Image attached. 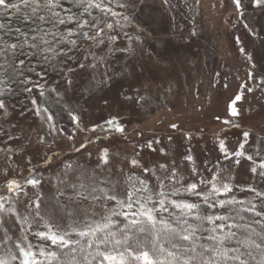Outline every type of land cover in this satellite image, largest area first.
<instances>
[{
  "label": "snow or ice",
  "instance_id": "6c2138e0",
  "mask_svg": "<svg viewBox=\"0 0 264 264\" xmlns=\"http://www.w3.org/2000/svg\"><path fill=\"white\" fill-rule=\"evenodd\" d=\"M233 2L241 7V0ZM255 3L264 5V0ZM145 7V0H0V110L7 115L8 97L21 88L26 93L35 89L40 97L46 91L56 92L45 88L50 71L59 72L67 86H74V78L89 70L111 78L109 58L117 52L131 55L130 44L143 43L128 29L142 31L137 21ZM122 38L128 46H121ZM241 100L238 94L231 101V116L239 115L236 103ZM31 103L35 114L53 120L47 107L41 108L36 99ZM73 120L79 124L78 117ZM106 124L109 132H125L115 118ZM49 126L56 131L54 123ZM243 136L240 150L230 151L224 139L219 149L224 160L244 157L251 162L258 183L239 189L251 199L233 194L230 170L222 175L224 170L213 166L205 169L210 175L204 176L193 167L196 178L185 183L175 165L142 167L137 159L130 163L142 168L144 175L121 169L118 179L108 176L88 185L80 175L78 182L70 183L75 169L66 164L57 179L67 187L58 189L53 207H42V193L30 197L25 188H37L42 177L7 180L0 186V264H264V140L255 153L248 154L245 145L250 133ZM12 151L0 148L6 154ZM184 158L194 162L191 149ZM100 162L110 164L108 149ZM83 201L91 207H83ZM10 219L28 230L33 224L42 227L32 232L42 243L33 245L26 233L13 238L4 227ZM59 220L67 223L59 227L54 223ZM136 232L148 238L129 243V233L134 237ZM44 242L59 251L49 250Z\"/></svg>",
  "mask_w": 264,
  "mask_h": 264
},
{
  "label": "rangeland",
  "instance_id": "374dc122",
  "mask_svg": "<svg viewBox=\"0 0 264 264\" xmlns=\"http://www.w3.org/2000/svg\"><path fill=\"white\" fill-rule=\"evenodd\" d=\"M145 2L137 21L142 31L128 29L143 43L132 42L131 55L117 52L109 58L111 78L89 70L74 78V86L47 80L45 88L56 92L29 95L26 110L16 113L6 102L7 115L2 110L0 114L4 135L0 148L13 151L0 152V186L13 178L42 177L37 188H25L30 197L42 193V207H53L58 189L67 187L57 179L66 164L75 169L70 183L78 182L80 175L88 185L108 176L118 179L121 169L144 175L142 168L130 163L137 159L142 167L175 165L185 183L196 178L193 167L204 176L210 175L205 169L213 166L223 169L222 175L230 170L233 194L238 199L252 198L239 190L258 183L251 162L244 157L224 160L219 141L224 139L230 151L240 150L243 133L249 132L245 148L253 154L264 140V5L257 6L255 0H241L240 8L233 0ZM120 44L129 42L122 38ZM238 94L242 95L236 103L239 115L233 117L230 104ZM32 99L49 109L51 122L42 118L43 113L35 114ZM58 107L66 121H61ZM114 118L124 133L107 131L106 121ZM104 149L109 151L108 166L100 162ZM189 149L194 162L184 158ZM82 206L91 207L88 201ZM54 223L63 227L67 221ZM4 227L13 238L26 233L33 245L42 243L32 235L43 230L36 224L28 230L10 219ZM44 243L49 248L50 242Z\"/></svg>",
  "mask_w": 264,
  "mask_h": 264
},
{
  "label": "trees",
  "instance_id": "16d2710c",
  "mask_svg": "<svg viewBox=\"0 0 264 264\" xmlns=\"http://www.w3.org/2000/svg\"><path fill=\"white\" fill-rule=\"evenodd\" d=\"M33 79H35V77H33ZM47 80L53 81V82H55L58 85H62L64 83V77H62L59 74V72H51L50 71ZM33 93L34 94H38L37 90H35V89H33L32 93H26L21 88V90H18L15 93V95L8 97L6 102L12 105L13 109L15 110V113L19 112V111H22L24 109L26 110L27 104H28V96L33 94ZM56 111H57V113H60L61 121H66V115L63 112V110L58 107ZM0 114H1V110H0ZM3 137H4L3 131L0 128V143L3 142ZM119 219L122 221L123 217H120ZM120 227L122 228L123 224H120ZM129 237H130L129 238V243H132L133 239H141V238L142 239H147L148 238L147 234L139 233V232H136L134 237L132 236V233H129ZM49 250H57V251H59L58 249H56V246H53L51 244L49 245Z\"/></svg>",
  "mask_w": 264,
  "mask_h": 264
}]
</instances>
